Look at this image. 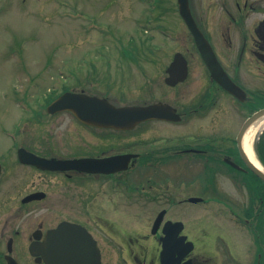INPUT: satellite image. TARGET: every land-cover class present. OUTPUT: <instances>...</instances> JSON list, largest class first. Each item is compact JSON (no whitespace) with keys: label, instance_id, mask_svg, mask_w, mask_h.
Instances as JSON below:
<instances>
[{"label":"flooded vegetation","instance_id":"obj_1","mask_svg":"<svg viewBox=\"0 0 264 264\" xmlns=\"http://www.w3.org/2000/svg\"><path fill=\"white\" fill-rule=\"evenodd\" d=\"M208 1L190 9L219 73L209 70L188 31L187 76L169 85L164 68L173 55L163 67L159 89L167 100L152 97L162 75L152 56L136 60L126 77L119 55L61 60L57 84L38 92L37 109L28 107V120L43 130L7 141L0 152V264H48L44 239L62 221L77 225L70 264H264V184L252 182L233 137V112L242 124L264 107V0ZM66 91L106 97L115 106L163 101L180 119L157 117L124 130L85 124L69 111L47 113ZM63 112L71 114L76 133L55 135L56 124L47 133L46 122ZM156 124L186 131L168 138ZM20 148L46 159L134 156L127 169L57 170L21 161ZM233 190L243 198L234 199ZM78 229L88 233L90 255L85 236L77 252Z\"/></svg>","mask_w":264,"mask_h":264},{"label":"rangeland","instance_id":"obj_2","mask_svg":"<svg viewBox=\"0 0 264 264\" xmlns=\"http://www.w3.org/2000/svg\"><path fill=\"white\" fill-rule=\"evenodd\" d=\"M199 1L201 2L191 0L190 4L196 7ZM175 2L176 0H0V152L7 149V139L3 135L5 129L15 132V120L23 116L20 106L14 103V100L19 99L17 90L26 93V98L31 101L41 89L57 84L55 77L51 76L53 70L50 67L41 69V66L52 65L55 60L57 63L53 67L59 66L62 58L68 56L119 55L122 60V77H126L135 61L144 55L152 56L156 62L152 66L153 70L162 72L173 52L178 50L185 55L189 53L184 50L187 46L185 36L191 43L189 33L175 8ZM205 4L208 5L209 1L206 0ZM158 27L164 31V35L159 33ZM190 48L192 49L191 45ZM163 77V72L157 77V88L152 97L167 100L168 92L160 91ZM33 105L35 109L38 108L36 102ZM28 118L30 114L20 125L19 140L28 134L36 137L44 128ZM233 118L234 137L242 116L233 112ZM52 124L57 126L55 135L65 133L69 136L76 133L73 118L68 112L47 121V133ZM154 129L168 138L181 136L186 131L185 126L179 124H156ZM262 131L264 132V124L254 141ZM78 136L80 137L79 134ZM65 152L67 150L62 148V153ZM226 182L224 179L220 180V184L227 185ZM224 191L222 189L221 193ZM228 192L232 193L231 190ZM232 196L234 199L243 198L241 192L236 190H233ZM208 209L215 211L216 207Z\"/></svg>","mask_w":264,"mask_h":264},{"label":"water","instance_id":"obj_3","mask_svg":"<svg viewBox=\"0 0 264 264\" xmlns=\"http://www.w3.org/2000/svg\"><path fill=\"white\" fill-rule=\"evenodd\" d=\"M178 8L184 21L187 23L190 31L192 32L195 43L203 55V58L207 62L211 71H215L214 68V56L208 55L206 51L209 47L206 45L203 35L198 31V28L193 21L192 15L189 10L187 0H177ZM207 46V47H206ZM210 50V49H209ZM209 54L211 52L209 51ZM170 76L166 79L169 83H174L178 79H182L184 73L186 72V62L184 58L179 54H175L174 60L170 63L167 68ZM62 109H70L81 121L85 123H93L99 126L114 127L121 129H130L135 126V124L141 120L149 118H166V119H177L174 109H172L167 104L155 103L149 104L147 106H137V105H126V106H115L109 103L106 98L101 99L95 96H84L79 94L64 93L59 98L49 105L48 111L55 112ZM263 111H259L254 114L250 120L248 119L243 125L240 133L238 135V142H240L241 136L243 135V130L248 126V124L257 116H260ZM244 162L247 166L257 175L262 181H264V172L257 168L248 158L242 153ZM21 160L32 161L37 165H41L40 159L35 157L29 152L21 150L20 154ZM109 159V158H108ZM108 159L92 160L87 158L67 160L59 163L66 164L70 167H77L78 169L90 170V167L95 165L97 169H101L104 165H107ZM55 167L59 166L58 162L54 164ZM73 224L70 223H60V225L51 230L47 237V249L49 250V262L50 264H61L62 258H60L59 253L55 251L58 246L65 247L67 254L71 248V236ZM63 255H65L62 252ZM62 255V257H63Z\"/></svg>","mask_w":264,"mask_h":264},{"label":"bare ground","instance_id":"obj_4","mask_svg":"<svg viewBox=\"0 0 264 264\" xmlns=\"http://www.w3.org/2000/svg\"><path fill=\"white\" fill-rule=\"evenodd\" d=\"M264 124V116L260 119H257L254 121L248 128L245 130V133L242 138V148L247 155V157L259 168L263 169V166L260 164V162L254 157V152L252 151V143L253 140L256 137L257 132L259 131L260 127Z\"/></svg>","mask_w":264,"mask_h":264},{"label":"trees","instance_id":"obj_5","mask_svg":"<svg viewBox=\"0 0 264 264\" xmlns=\"http://www.w3.org/2000/svg\"><path fill=\"white\" fill-rule=\"evenodd\" d=\"M256 151H258L259 158H260L261 162L264 164V140L261 139L258 142ZM254 179L257 182L264 184L261 180L257 179L255 176H254Z\"/></svg>","mask_w":264,"mask_h":264}]
</instances>
